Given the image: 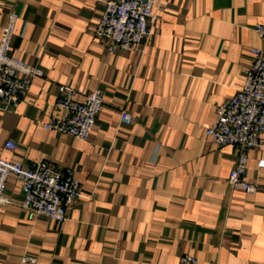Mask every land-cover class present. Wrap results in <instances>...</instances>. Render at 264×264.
Listing matches in <instances>:
<instances>
[{
	"label": "crops",
	"instance_id": "crops-1",
	"mask_svg": "<svg viewBox=\"0 0 264 264\" xmlns=\"http://www.w3.org/2000/svg\"><path fill=\"white\" fill-rule=\"evenodd\" d=\"M105 1L0 0V34L17 15L11 55L41 72L12 112L0 111V157L71 169L81 187L64 222L31 223L10 176L0 264H179L186 254L197 264H264V134L247 150L244 179L262 187L250 194L226 183L237 151L203 130L242 87L250 49H264L254 31L264 0H157L147 43L114 53L94 35ZM60 85L79 102L103 95L86 141L43 128L61 115Z\"/></svg>",
	"mask_w": 264,
	"mask_h": 264
},
{
	"label": "built area",
	"instance_id": "built-area-1",
	"mask_svg": "<svg viewBox=\"0 0 264 264\" xmlns=\"http://www.w3.org/2000/svg\"><path fill=\"white\" fill-rule=\"evenodd\" d=\"M157 0H106L94 35L106 47L108 53L130 51L147 43L155 21L154 9ZM17 15L9 13L7 23L0 34V111L12 112L21 98L27 94L32 78L41 75L34 67L25 65L11 55V38ZM254 31L264 45V23L254 26ZM252 61L246 70L244 83L235 93L216 107L213 123L204 127V137L217 147L230 146L237 151L236 163L226 183L247 193L262 191L258 183L245 179L247 150L262 147L264 134V49H250ZM56 108L58 118L43 124L46 131L86 141L94 125L96 115L102 109L103 95L92 90L83 101L74 99L77 92L70 86L57 88ZM133 117L120 111V122L131 124ZM16 144L7 141L4 149L14 150ZM264 168V160L257 163ZM13 176L19 183L22 201L20 208L26 219L33 223L45 218L57 223L66 220L67 209L81 197L79 181L71 169H59L47 161H38L30 166L10 162L0 157V205L11 204L4 194L7 179ZM22 261L34 262L26 256ZM179 264H197L192 254L183 255Z\"/></svg>",
	"mask_w": 264,
	"mask_h": 264
}]
</instances>
